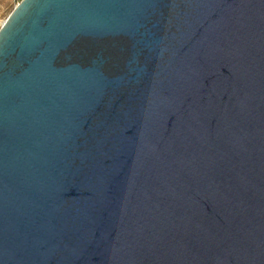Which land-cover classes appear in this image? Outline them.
<instances>
[{
  "label": "water",
  "instance_id": "water-1",
  "mask_svg": "<svg viewBox=\"0 0 264 264\" xmlns=\"http://www.w3.org/2000/svg\"><path fill=\"white\" fill-rule=\"evenodd\" d=\"M0 264H264V0L18 3Z\"/></svg>",
  "mask_w": 264,
  "mask_h": 264
},
{
  "label": "rangeland",
  "instance_id": "rangeland-1",
  "mask_svg": "<svg viewBox=\"0 0 264 264\" xmlns=\"http://www.w3.org/2000/svg\"><path fill=\"white\" fill-rule=\"evenodd\" d=\"M16 5L15 0H0V27Z\"/></svg>",
  "mask_w": 264,
  "mask_h": 264
},
{
  "label": "built area",
  "instance_id": "built-area-1",
  "mask_svg": "<svg viewBox=\"0 0 264 264\" xmlns=\"http://www.w3.org/2000/svg\"><path fill=\"white\" fill-rule=\"evenodd\" d=\"M22 0H15L16 4L20 3Z\"/></svg>",
  "mask_w": 264,
  "mask_h": 264
},
{
  "label": "bare ground",
  "instance_id": "bare-ground-1",
  "mask_svg": "<svg viewBox=\"0 0 264 264\" xmlns=\"http://www.w3.org/2000/svg\"><path fill=\"white\" fill-rule=\"evenodd\" d=\"M2 25V24H1Z\"/></svg>",
  "mask_w": 264,
  "mask_h": 264
}]
</instances>
